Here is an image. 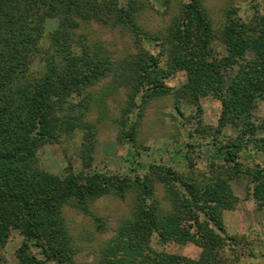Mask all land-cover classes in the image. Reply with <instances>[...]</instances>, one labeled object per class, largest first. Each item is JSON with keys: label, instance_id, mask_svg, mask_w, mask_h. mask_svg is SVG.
Wrapping results in <instances>:
<instances>
[{"label": "trees", "instance_id": "trees-1", "mask_svg": "<svg viewBox=\"0 0 264 264\" xmlns=\"http://www.w3.org/2000/svg\"><path fill=\"white\" fill-rule=\"evenodd\" d=\"M144 1L0 0V250L17 231L15 264H77L63 207L89 216L101 231L104 222L90 205L104 196L130 194L132 207L97 264H235L226 250L236 237L226 234L222 211L237 203L230 180L239 174L264 211V164L242 169L237 160L238 152L250 146L264 153V117L257 115L264 101V15L243 20L229 8L220 29L225 50L220 53L203 0H182L178 14L154 32L137 20ZM51 18L57 25L47 31ZM92 22L129 32L138 51L116 60L106 47L89 43L85 29ZM177 72L185 80L171 91L165 79ZM109 76L111 86L123 87L125 95L114 120L117 141L132 148L155 97L172 92L174 109L182 116V103L201 112L202 97L220 101L208 171H196L188 151L180 152L187 161L184 172L155 162L144 165L143 174H132L135 167L120 173L93 166L109 86L93 88ZM93 110L98 111L95 119L89 117ZM225 130L235 135H224ZM77 133L83 138L81 168L69 162L59 175L40 166L37 153L44 144ZM221 135L225 139L218 143ZM153 237L161 245L190 242L200 251L190 257L157 249Z\"/></svg>", "mask_w": 264, "mask_h": 264}, {"label": "rangeland", "instance_id": "rangeland-1", "mask_svg": "<svg viewBox=\"0 0 264 264\" xmlns=\"http://www.w3.org/2000/svg\"><path fill=\"white\" fill-rule=\"evenodd\" d=\"M124 3L126 0H119ZM182 0H147L144 8L137 16L141 27L149 32L163 30L170 19L178 14ZM203 4L212 19L216 31L213 40L214 48L224 53V44L220 39V29L225 21V13L229 8L236 9V13L243 20H250L255 15H264V0H203ZM57 25V19L51 18L46 22V30L51 31ZM88 30L89 43L97 42L110 50L116 60L125 59L129 54L138 50L133 43V36L119 28L112 29L108 26L92 22ZM80 29H77V33ZM111 76L107 77L93 89L102 91V86L107 87L108 95L105 99V115L98 124L95 134L96 147L94 149L93 166L99 170L109 172H128L129 167L137 170L132 174H143L147 171V163L173 165L179 171H187V161L180 152L188 151L195 162L198 172H207L209 161L215 155V146L210 144L211 128H215L220 114L221 104L217 99L206 96L200 100L201 112L195 106L182 103L184 116L179 115L174 109V96L172 92L155 97L146 106L144 116L138 126L136 147L129 143L117 141L118 130L114 122L119 117V108L124 103L125 95L120 87L115 90L110 84ZM185 80L182 72L174 73L165 79L168 86L175 90ZM110 84V85H109ZM111 86V87H110ZM103 107V106H102ZM97 110L90 113V118L95 119ZM257 115L264 117V101L259 104ZM198 129V130H197ZM189 131L192 134L189 136ZM226 131V130H225ZM224 135H235L227 130ZM82 137L77 133L75 137H65L60 143L44 144L38 151L37 157L42 168L54 174L62 175L65 167L72 163L75 169L82 167L79 158ZM221 135L218 143L224 141ZM191 144V146H188ZM132 151L133 153H129ZM134 163L130 166V158ZM215 157V156H214ZM216 162L221 160L215 157ZM237 160L242 169H252L258 163L264 164V153L250 146L249 149L238 152ZM140 161L143 166L138 167ZM247 180L243 174L232 177L230 186L237 197L234 208L222 211L226 234L236 237V242L231 241L228 250L235 264H264V211L256 207L249 193H247ZM163 188L157 184V194L162 195ZM132 207V195L127 194L121 199L115 196H104L96 200L90 209L104 222V229L97 230L94 221L76 208L66 205L63 207V216L75 241L77 264H97L107 242L116 233L119 223L129 216ZM21 236L17 231H12L5 247L0 250V260L4 264H15V250L19 246ZM154 248L196 257L200 249L192 243L184 245L168 242L159 244L156 237L152 238ZM2 257V259H1ZM5 260V262H4Z\"/></svg>", "mask_w": 264, "mask_h": 264}]
</instances>
